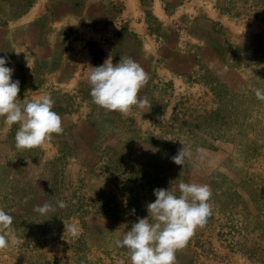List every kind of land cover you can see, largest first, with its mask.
<instances>
[{"label":"rangeland","instance_id":"374dc122","mask_svg":"<svg viewBox=\"0 0 264 264\" xmlns=\"http://www.w3.org/2000/svg\"><path fill=\"white\" fill-rule=\"evenodd\" d=\"M172 1L164 6L179 16L151 32L174 37L164 58L177 68L154 71L142 109L111 111L113 124L92 114L102 122L89 131L96 146L18 148L17 124L0 131V208L15 236L0 264H129L115 241L147 215L153 189L179 194L181 180L209 185L211 214L175 264H264V101L253 92L264 90V0ZM193 18L212 21L211 53L189 44ZM182 147L190 155L177 165ZM43 201L53 206L46 215L33 210ZM72 222L77 236L64 231Z\"/></svg>","mask_w":264,"mask_h":264},{"label":"crops","instance_id":"0c3cea01","mask_svg":"<svg viewBox=\"0 0 264 264\" xmlns=\"http://www.w3.org/2000/svg\"><path fill=\"white\" fill-rule=\"evenodd\" d=\"M163 1L178 3L172 0H0V56L14 69L12 79L19 80L17 98L28 101L49 93L54 101L53 110L61 116L62 130L52 133L50 139L37 146L50 148L62 141L72 147L89 149L96 146L94 139L102 124L94 116L99 112L107 117L108 124H113L109 123L111 111L99 107L86 95L90 91L87 80L90 66H98L109 57L113 64L120 58L133 57L148 74L140 95L147 90L155 70L163 73L177 68L164 58L166 48L175 45L174 37L165 41L151 32L155 24L165 25L163 22L170 23L179 16L172 9H166ZM210 23V19L199 18L190 22L189 44L202 53L212 52L206 39L212 36L206 32L212 29ZM115 42L120 51L114 50ZM173 57L188 60L177 51ZM9 127L0 117V131L7 132ZM80 132L87 133L83 141ZM75 139L73 144L69 143Z\"/></svg>","mask_w":264,"mask_h":264},{"label":"clouds","instance_id":"9594fccd","mask_svg":"<svg viewBox=\"0 0 264 264\" xmlns=\"http://www.w3.org/2000/svg\"><path fill=\"white\" fill-rule=\"evenodd\" d=\"M89 68L90 96L99 107L128 113L133 106L142 109L149 103L140 95L148 74L133 57L120 58L115 64L109 57L102 64ZM13 71L7 66L6 58L0 56V117L10 127L18 125L14 135L16 146L31 148L62 130L61 116L53 110L54 101L49 93L28 101L18 99L19 80L12 79ZM253 92L258 100L264 101V90L254 88ZM189 155L190 152L182 147L172 161L181 165ZM177 188L179 194L169 188L153 189L155 200L147 203V215L133 222L122 238L115 241L118 247L126 248L129 264H175L176 250L184 246L198 225L206 223L211 214L209 185L181 180ZM57 205L65 207L64 201H57ZM33 210L46 215L53 206L43 201L34 205ZM131 211L134 213L135 209ZM13 227V217L0 208V228L9 230L0 233V247H7L9 238L15 241L11 232ZM64 231L77 236L80 231L78 222L64 224Z\"/></svg>","mask_w":264,"mask_h":264}]
</instances>
